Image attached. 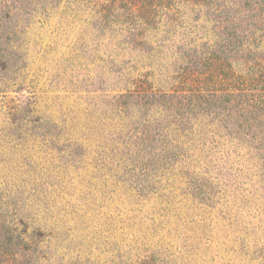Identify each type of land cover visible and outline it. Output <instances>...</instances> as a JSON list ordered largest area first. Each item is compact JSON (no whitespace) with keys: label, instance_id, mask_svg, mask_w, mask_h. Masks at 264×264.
<instances>
[{"label":"rangeland","instance_id":"obj_1","mask_svg":"<svg viewBox=\"0 0 264 264\" xmlns=\"http://www.w3.org/2000/svg\"><path fill=\"white\" fill-rule=\"evenodd\" d=\"M0 264H264V0H0Z\"/></svg>","mask_w":264,"mask_h":264},{"label":"trees","instance_id":"obj_2","mask_svg":"<svg viewBox=\"0 0 264 264\" xmlns=\"http://www.w3.org/2000/svg\"><path fill=\"white\" fill-rule=\"evenodd\" d=\"M150 95V94H149Z\"/></svg>","mask_w":264,"mask_h":264}]
</instances>
